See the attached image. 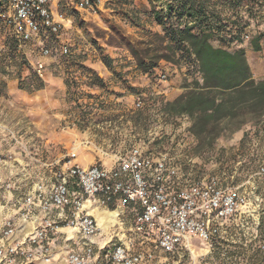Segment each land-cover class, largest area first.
I'll return each mask as SVG.
<instances>
[{
  "label": "rangeland",
  "instance_id": "rangeland-1",
  "mask_svg": "<svg viewBox=\"0 0 264 264\" xmlns=\"http://www.w3.org/2000/svg\"><path fill=\"white\" fill-rule=\"evenodd\" d=\"M154 5L153 0H100L94 9L79 10L72 0H55L53 14L62 28L43 36L48 55L41 54L37 43L18 47L1 33L0 154H21L31 175L45 180L70 151L81 163L102 159L107 165L137 144L169 152L188 180L215 177L238 185L248 203L244 213L224 225L219 237L225 242L208 247L193 238L192 251L157 250L150 264H190L194 257L199 264H264V116L225 132L212 147L199 148L188 130V116L162 115L166 92L174 85L182 92L191 75L186 59L170 50L154 19ZM37 60L46 68L39 89L34 88ZM140 60L155 67L143 70ZM249 64L254 72L264 67V53H255ZM88 69L103 79L102 86L90 84ZM138 94L143 97L140 107L134 104ZM121 216L125 227L128 211ZM230 250L236 252L227 256Z\"/></svg>",
  "mask_w": 264,
  "mask_h": 264
},
{
  "label": "built area",
  "instance_id": "built-area-1",
  "mask_svg": "<svg viewBox=\"0 0 264 264\" xmlns=\"http://www.w3.org/2000/svg\"><path fill=\"white\" fill-rule=\"evenodd\" d=\"M54 2L0 0V31L14 36L19 47L37 43L41 54L48 55L43 36L58 34L62 28L53 14ZM72 2L81 10L94 9L100 0ZM251 33L246 27L242 39L248 41ZM62 52L67 53V47ZM45 69L43 61L35 62L39 78H45ZM134 104L140 107L142 100L138 97ZM114 158L110 165L81 166L76 152L70 151L49 179L34 182L17 197V212L0 225V264L48 262L55 252V239L61 237V245L68 247L75 235L82 237L83 249L68 247L64 256L68 264H150L157 250L166 254L192 251L193 238L212 246L224 225L247 208L248 197L240 186L215 177L188 180L180 161L169 152L137 144ZM3 159L0 156V162ZM0 184L6 189L13 186L1 178ZM89 203L116 211L121 225V215L128 211L129 228L122 237L101 244L93 240L100 227L89 212ZM190 264H199L197 258Z\"/></svg>",
  "mask_w": 264,
  "mask_h": 264
},
{
  "label": "trees",
  "instance_id": "trees-1",
  "mask_svg": "<svg viewBox=\"0 0 264 264\" xmlns=\"http://www.w3.org/2000/svg\"><path fill=\"white\" fill-rule=\"evenodd\" d=\"M153 3L154 19L163 27L170 50L186 59L191 75L181 85L183 91L179 95L162 103V115L172 119L188 116L191 121L188 130L197 139L199 148L212 147L225 132L233 133L250 122H259L264 116V77H253L244 44L255 51L262 49L264 0H153ZM225 11L229 13L226 15ZM246 27L252 31L247 42L241 37ZM2 34L6 41L18 46L14 36ZM229 45L235 48L229 49ZM106 58L104 63L110 66V59ZM142 62L143 70L155 67L154 64L146 67ZM87 73L91 85H103V79L96 73L90 69ZM42 80H36L35 89L43 87ZM138 96L143 98L141 94ZM260 225L262 229L264 224ZM223 241V237H216L212 245ZM235 252L230 250L227 256Z\"/></svg>",
  "mask_w": 264,
  "mask_h": 264
},
{
  "label": "crops",
  "instance_id": "crops-1",
  "mask_svg": "<svg viewBox=\"0 0 264 264\" xmlns=\"http://www.w3.org/2000/svg\"><path fill=\"white\" fill-rule=\"evenodd\" d=\"M262 49L261 50H253L251 47H248L247 44L245 45V53L247 55V60L250 62V58L255 55V53H264V38L261 41ZM251 56V57H250ZM264 67L258 68L255 72L253 71V77L258 79L264 77ZM181 92V88L174 85L171 86L170 89L166 92L167 99L172 100L174 99L179 93ZM10 154L9 158H5L0 162V178L3 179V181H11L13 186L11 189L4 188L3 184H0V225L2 220L7 217L10 213L17 212V207L15 206V202L17 200V197L22 195L25 191H27L30 186L39 180H37V177L32 176L29 172V168L27 167L28 163L24 162L21 163L22 157L21 154L13 151V154L9 151ZM7 153H1L0 156H5ZM14 160V161H13ZM97 159H94L91 163H81L78 161V158H76V162L80 164L81 166H88L90 164H93L95 162H100L104 165L105 164L102 159H98V161H95ZM111 162L110 164H112ZM108 164V165H110ZM32 168L30 167V170ZM3 173V174H2ZM5 173V174H4ZM6 173H10V177L8 179L3 178L5 177ZM43 180V179H42ZM44 181V180H43ZM89 205V206H88ZM87 205L89 212L93 214L100 227V231L93 237V240L96 243H104V242H111L113 240H117V237H122L123 230H127L129 226H122L121 221L117 218H112V216H108L107 209H105L102 206L98 205H92L90 206V203ZM104 211L105 223H100L97 218L98 213H102ZM36 215H39V213H36ZM108 219V220H107ZM129 224V223H128ZM27 226H30V223H28ZM55 246H54V254L52 258L48 262L37 260L33 262V264H68V262L65 259L66 251H68V247L72 248L75 251H81L83 249V239L80 235H75L74 239L69 242V246L66 247L65 245H61L62 238L57 237L55 239Z\"/></svg>",
  "mask_w": 264,
  "mask_h": 264
},
{
  "label": "bare ground",
  "instance_id": "bare-ground-1",
  "mask_svg": "<svg viewBox=\"0 0 264 264\" xmlns=\"http://www.w3.org/2000/svg\"><path fill=\"white\" fill-rule=\"evenodd\" d=\"M108 213V216H112V218H117L116 215H117V212L116 211H107ZM104 211L102 213H98L97 214V218H98V221L100 223H105L106 222V219H105V215H104ZM108 220V219H107ZM207 251V250H206Z\"/></svg>",
  "mask_w": 264,
  "mask_h": 264
}]
</instances>
